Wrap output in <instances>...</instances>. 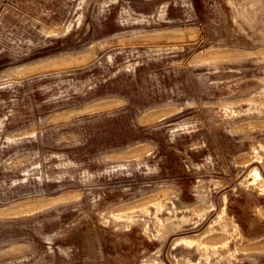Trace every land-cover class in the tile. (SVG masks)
Here are the masks:
<instances>
[{
    "label": "rangeland",
    "instance_id": "obj_1",
    "mask_svg": "<svg viewBox=\"0 0 264 264\" xmlns=\"http://www.w3.org/2000/svg\"><path fill=\"white\" fill-rule=\"evenodd\" d=\"M0 264H264V0H0Z\"/></svg>",
    "mask_w": 264,
    "mask_h": 264
}]
</instances>
